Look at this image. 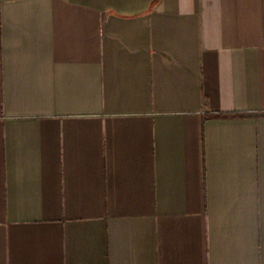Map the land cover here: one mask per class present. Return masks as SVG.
Listing matches in <instances>:
<instances>
[{"label":"crops","instance_id":"crops-1","mask_svg":"<svg viewBox=\"0 0 264 264\" xmlns=\"http://www.w3.org/2000/svg\"><path fill=\"white\" fill-rule=\"evenodd\" d=\"M0 264H264V0H0Z\"/></svg>","mask_w":264,"mask_h":264}]
</instances>
